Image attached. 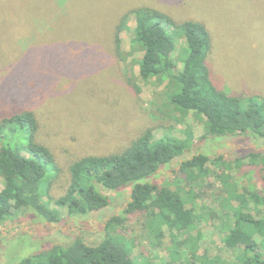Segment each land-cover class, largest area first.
<instances>
[{
  "label": "rangeland",
  "instance_id": "1",
  "mask_svg": "<svg viewBox=\"0 0 264 264\" xmlns=\"http://www.w3.org/2000/svg\"><path fill=\"white\" fill-rule=\"evenodd\" d=\"M141 7L159 9L175 23H204L212 39L207 63L214 82L229 94L264 98V0H0V116L17 107L36 113L39 140L51 149L61 170L54 192L61 191L71 162L119 151L148 127L155 128L156 137H183L191 127L195 138L194 149L147 180L152 183L172 182L179 165L200 153L213 158L264 151L263 143L242 135L207 133L193 112L185 123L177 122L166 82L139 78L142 53H131L130 45L133 18L121 33L122 55L116 54L115 25L124 13ZM183 47L184 41L178 40L177 55ZM248 171L254 178L232 172L239 192L254 182L264 192L262 176L254 168ZM3 187L0 177V190ZM98 190L110 198L101 211L74 217L63 213L57 223L19 215L3 224L0 264L75 238L102 240L106 221L121 215L131 201L132 187ZM198 228L204 235L200 254L211 262L239 263V252L224 242L229 233L226 221L213 215ZM165 231L169 233L166 227ZM134 234L131 230L130 236ZM137 242L132 256L136 264L170 261L171 246L155 247L144 238Z\"/></svg>",
  "mask_w": 264,
  "mask_h": 264
},
{
  "label": "trees",
  "instance_id": "2",
  "mask_svg": "<svg viewBox=\"0 0 264 264\" xmlns=\"http://www.w3.org/2000/svg\"><path fill=\"white\" fill-rule=\"evenodd\" d=\"M129 18L135 22L131 53H142L139 78L146 83L166 82L178 123H185L193 112L209 134L242 135L264 144V98L229 94L214 82L207 63L212 39L204 23H175L159 9H133L114 28V50L119 56L121 33L129 28ZM178 40L184 41V47L177 55ZM1 115L0 227L19 215L57 223L63 213L74 217L101 211L110 205V198L98 186L114 192L132 187L131 201L121 215L106 221L102 240L88 243L75 238L9 264H136L133 251L142 238L155 247L171 246L166 264H223L200 254L204 235L198 227L213 215L229 225L224 242L239 252L237 264H264V192L255 188V182L239 192L232 174L249 176L247 170L254 168L264 180V151L213 158L200 153L179 165L172 182L152 183L147 180L194 149L195 138L191 127L183 137H156L155 128L148 127L119 151L71 162L58 193L54 190L62 180L61 170L51 149L39 140L36 113L17 107ZM131 230L137 234L130 236Z\"/></svg>",
  "mask_w": 264,
  "mask_h": 264
}]
</instances>
